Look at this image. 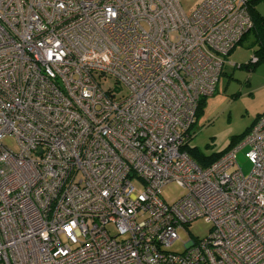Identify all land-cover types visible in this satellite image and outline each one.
Masks as SVG:
<instances>
[{
  "label": "built area",
  "instance_id": "2783aa9c",
  "mask_svg": "<svg viewBox=\"0 0 264 264\" xmlns=\"http://www.w3.org/2000/svg\"><path fill=\"white\" fill-rule=\"evenodd\" d=\"M180 2L0 0V264H264V112L204 168L184 149L248 0Z\"/></svg>",
  "mask_w": 264,
  "mask_h": 264
},
{
  "label": "rangeland",
  "instance_id": "374dc122",
  "mask_svg": "<svg viewBox=\"0 0 264 264\" xmlns=\"http://www.w3.org/2000/svg\"><path fill=\"white\" fill-rule=\"evenodd\" d=\"M203 0H181L180 5L186 14H190ZM264 18V3L256 7ZM256 50L251 39H245L228 55L230 65L223 67L214 94L207 97L202 114L195 120L190 135L189 146L196 147L204 156L216 154L227 148L230 140L248 129L256 118L264 112V62L249 65ZM227 63V62H226ZM232 65H236L232 67ZM249 65L247 68L246 66ZM107 84H111L107 81ZM125 95V92L122 93ZM1 143L12 152L18 151L16 141L5 137ZM244 147L236 156L242 173L247 175L251 165L244 157ZM182 190L174 184H168L161 190V197L166 203L178 199ZM211 225L204 219H197L178 231L179 241L168 251L182 253L185 243L202 239L209 234ZM108 231L115 235L113 226Z\"/></svg>",
  "mask_w": 264,
  "mask_h": 264
},
{
  "label": "trees",
  "instance_id": "16d2710c",
  "mask_svg": "<svg viewBox=\"0 0 264 264\" xmlns=\"http://www.w3.org/2000/svg\"><path fill=\"white\" fill-rule=\"evenodd\" d=\"M261 3H264V0H248L247 9H248L249 16L251 18L252 27L248 30V32L242 37L241 41L239 42V44H241L243 40L251 39L253 45L256 46V50L253 56L257 58V61L255 63H250L249 65H256V63L259 64L261 62H264V18L259 14V12L256 9V7ZM249 65H247L246 67L248 68ZM205 100L206 98L200 99L198 107H197V111L195 114V120L202 114L203 108L205 106ZM249 128L246 129L240 135L232 137L226 149H224L223 151L219 153L211 154L210 156L202 155L196 147L189 146V143H187L184 146V149L186 150L190 158L198 166H200L201 168H204L212 164L213 162H215L217 159H219V157H221V155H223L228 150H230L232 147H234V145L239 143L244 138V136L247 134ZM190 138H191V135H190Z\"/></svg>",
  "mask_w": 264,
  "mask_h": 264
}]
</instances>
